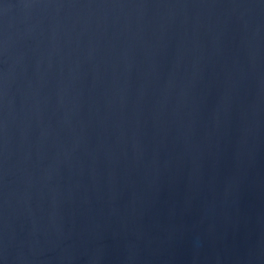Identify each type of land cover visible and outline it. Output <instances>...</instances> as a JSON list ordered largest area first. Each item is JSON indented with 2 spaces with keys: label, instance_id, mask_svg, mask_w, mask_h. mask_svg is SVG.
Here are the masks:
<instances>
[{
  "label": "water",
  "instance_id": "95a60500",
  "mask_svg": "<svg viewBox=\"0 0 264 264\" xmlns=\"http://www.w3.org/2000/svg\"><path fill=\"white\" fill-rule=\"evenodd\" d=\"M0 264H264V0H0Z\"/></svg>",
  "mask_w": 264,
  "mask_h": 264
}]
</instances>
